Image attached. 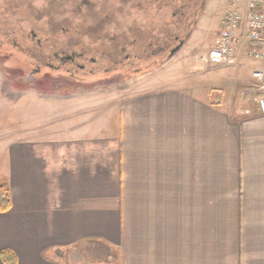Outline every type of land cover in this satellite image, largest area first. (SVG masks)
Wrapping results in <instances>:
<instances>
[{"label":"crops","instance_id":"0c3cea01","mask_svg":"<svg viewBox=\"0 0 264 264\" xmlns=\"http://www.w3.org/2000/svg\"><path fill=\"white\" fill-rule=\"evenodd\" d=\"M212 91L151 78L64 100L60 135L9 143L0 264H95L70 251L89 241L115 264H264V115Z\"/></svg>","mask_w":264,"mask_h":264},{"label":"flooded vegetation","instance_id":"af4514ba","mask_svg":"<svg viewBox=\"0 0 264 264\" xmlns=\"http://www.w3.org/2000/svg\"><path fill=\"white\" fill-rule=\"evenodd\" d=\"M211 2L0 0V47L27 59L31 77L83 85L100 74H139L181 52Z\"/></svg>","mask_w":264,"mask_h":264},{"label":"rangeland","instance_id":"374dc122","mask_svg":"<svg viewBox=\"0 0 264 264\" xmlns=\"http://www.w3.org/2000/svg\"><path fill=\"white\" fill-rule=\"evenodd\" d=\"M228 6V0H212L182 51L169 61L157 60L163 65L152 63L150 69L139 74H100L99 80L89 79L83 85L58 74L31 77L26 73L30 68L27 59L5 53L0 47V153L23 135L36 132L47 140L60 135L64 128V100L127 97L140 91L151 78L178 81L191 89L199 86L206 92L213 90V98L228 100L225 105L232 113L237 106L244 107L243 100L254 102L261 83L252 74L264 69V64L243 59L229 66H214L208 61V52L218 44L225 27Z\"/></svg>","mask_w":264,"mask_h":264},{"label":"built area","instance_id":"2783aa9c","mask_svg":"<svg viewBox=\"0 0 264 264\" xmlns=\"http://www.w3.org/2000/svg\"><path fill=\"white\" fill-rule=\"evenodd\" d=\"M224 24L218 44L208 52L209 63L229 66L249 59L264 64V0H229ZM252 76L261 83L253 100L258 112L264 115V69Z\"/></svg>","mask_w":264,"mask_h":264},{"label":"trees","instance_id":"16d2710c","mask_svg":"<svg viewBox=\"0 0 264 264\" xmlns=\"http://www.w3.org/2000/svg\"><path fill=\"white\" fill-rule=\"evenodd\" d=\"M11 209V199L7 183H0V213H6ZM70 251L77 252L82 263L91 262L99 264H115L118 260V255L114 249L102 242L89 241L85 244H77ZM11 256L10 252H2L1 257L5 263H9L8 259ZM16 264L13 261L10 262ZM81 263V262H78Z\"/></svg>","mask_w":264,"mask_h":264},{"label":"water","instance_id":"95a60500","mask_svg":"<svg viewBox=\"0 0 264 264\" xmlns=\"http://www.w3.org/2000/svg\"><path fill=\"white\" fill-rule=\"evenodd\" d=\"M178 51V49L176 50V51H174L172 54H171V56L169 57V60L172 58V57H174V55H175V53Z\"/></svg>","mask_w":264,"mask_h":264}]
</instances>
